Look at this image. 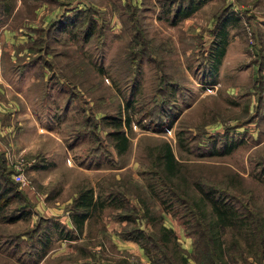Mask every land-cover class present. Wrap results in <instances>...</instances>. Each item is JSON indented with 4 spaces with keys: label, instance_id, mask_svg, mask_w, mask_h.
Wrapping results in <instances>:
<instances>
[{
    "label": "rangeland",
    "instance_id": "rangeland-1",
    "mask_svg": "<svg viewBox=\"0 0 264 264\" xmlns=\"http://www.w3.org/2000/svg\"><path fill=\"white\" fill-rule=\"evenodd\" d=\"M2 188L0 264H264V0H0Z\"/></svg>",
    "mask_w": 264,
    "mask_h": 264
},
{
    "label": "trees",
    "instance_id": "trees-1",
    "mask_svg": "<svg viewBox=\"0 0 264 264\" xmlns=\"http://www.w3.org/2000/svg\"><path fill=\"white\" fill-rule=\"evenodd\" d=\"M192 8L193 7H191L190 10ZM181 9L182 8H178L175 14H180L181 11H183ZM183 13L184 11L182 12V14ZM222 52H223V47L222 49H220L219 53L222 54ZM112 121H113V124L116 126H118V124L121 122L119 119L115 121L112 120ZM123 121L124 120H122V122ZM112 135L115 139V146H116L117 152H122L126 148V145H127V137L125 136L123 130L113 129ZM165 155H166V159L168 162L172 161L173 159L172 153L170 152L169 149L166 150ZM197 187H198L199 192L201 193V198L208 201L211 205L212 210L215 211L214 212L215 221L220 226L224 227V225L233 221L231 219L235 215V210L233 208V205H231V203L227 201L226 199H223L222 197L223 193L219 192L220 190L218 188H216L215 186H211V185L208 187H204L201 184H198ZM5 192H6L5 188L0 189V208H2L3 204L5 203L3 200H1ZM96 199L97 198H93L92 190L90 187L78 190V192L75 195L73 205L79 210H76L75 212L71 214L72 220L75 223V228L77 227V229L81 230V224H82L83 219H85L90 214V211H88L89 208L92 207L94 203L96 202L101 203L99 200H96ZM162 229H166V228L162 227ZM162 234L165 235V232H162ZM210 238L213 239L211 240V242L214 243L213 232Z\"/></svg>",
    "mask_w": 264,
    "mask_h": 264
},
{
    "label": "built area",
    "instance_id": "built-area-1",
    "mask_svg": "<svg viewBox=\"0 0 264 264\" xmlns=\"http://www.w3.org/2000/svg\"><path fill=\"white\" fill-rule=\"evenodd\" d=\"M17 176L19 177V174H17Z\"/></svg>",
    "mask_w": 264,
    "mask_h": 264
}]
</instances>
